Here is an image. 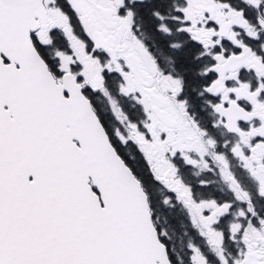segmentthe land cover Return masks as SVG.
Returning <instances> with one entry per match:
<instances>
[{
	"label": "snow or ice",
	"instance_id": "snow-or-ice-1",
	"mask_svg": "<svg viewBox=\"0 0 264 264\" xmlns=\"http://www.w3.org/2000/svg\"><path fill=\"white\" fill-rule=\"evenodd\" d=\"M0 264H264V0H0Z\"/></svg>",
	"mask_w": 264,
	"mask_h": 264
}]
</instances>
